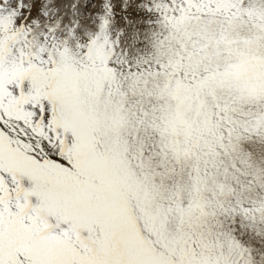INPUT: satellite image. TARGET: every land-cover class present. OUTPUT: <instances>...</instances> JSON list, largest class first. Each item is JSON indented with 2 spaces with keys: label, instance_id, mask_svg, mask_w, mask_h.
Masks as SVG:
<instances>
[{
  "label": "snow or ice",
  "instance_id": "1",
  "mask_svg": "<svg viewBox=\"0 0 264 264\" xmlns=\"http://www.w3.org/2000/svg\"><path fill=\"white\" fill-rule=\"evenodd\" d=\"M0 264H264V0H0Z\"/></svg>",
  "mask_w": 264,
  "mask_h": 264
}]
</instances>
